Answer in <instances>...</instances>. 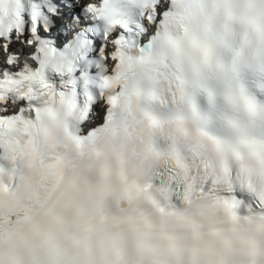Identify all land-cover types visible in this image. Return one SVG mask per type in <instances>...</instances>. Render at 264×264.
Listing matches in <instances>:
<instances>
[{
    "label": "snow or ice",
    "instance_id": "snow-or-ice-1",
    "mask_svg": "<svg viewBox=\"0 0 264 264\" xmlns=\"http://www.w3.org/2000/svg\"><path fill=\"white\" fill-rule=\"evenodd\" d=\"M0 52V264H264V0H0Z\"/></svg>",
    "mask_w": 264,
    "mask_h": 264
}]
</instances>
